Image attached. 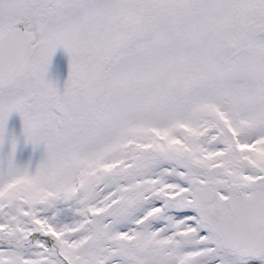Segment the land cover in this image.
Here are the masks:
<instances>
[{
  "label": "snow or ice",
  "instance_id": "6c2138e0",
  "mask_svg": "<svg viewBox=\"0 0 264 264\" xmlns=\"http://www.w3.org/2000/svg\"><path fill=\"white\" fill-rule=\"evenodd\" d=\"M0 264H264V0H0Z\"/></svg>",
  "mask_w": 264,
  "mask_h": 264
},
{
  "label": "rangeland",
  "instance_id": "374dc122",
  "mask_svg": "<svg viewBox=\"0 0 264 264\" xmlns=\"http://www.w3.org/2000/svg\"><path fill=\"white\" fill-rule=\"evenodd\" d=\"M67 63L68 61L66 54L61 49H58L53 57V62L50 67L49 75L53 80L57 82L58 86L61 88L63 86L64 80L67 77ZM8 127L17 135L20 134L21 124L19 116L17 114L14 113L9 117ZM30 150V146L23 149L24 153H27ZM19 155L20 154L18 153V156Z\"/></svg>",
  "mask_w": 264,
  "mask_h": 264
}]
</instances>
